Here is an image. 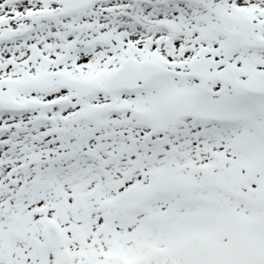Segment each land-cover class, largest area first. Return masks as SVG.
Returning <instances> with one entry per match:
<instances>
[{
  "label": "snow or ice",
  "instance_id": "1",
  "mask_svg": "<svg viewBox=\"0 0 264 264\" xmlns=\"http://www.w3.org/2000/svg\"><path fill=\"white\" fill-rule=\"evenodd\" d=\"M0 264H264V0H0Z\"/></svg>",
  "mask_w": 264,
  "mask_h": 264
}]
</instances>
